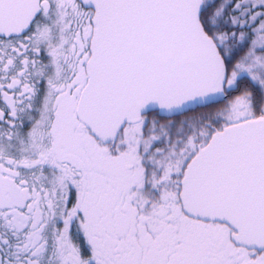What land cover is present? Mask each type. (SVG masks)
Masks as SVG:
<instances>
[{
	"label": "snow or ice",
	"instance_id": "obj_1",
	"mask_svg": "<svg viewBox=\"0 0 264 264\" xmlns=\"http://www.w3.org/2000/svg\"><path fill=\"white\" fill-rule=\"evenodd\" d=\"M0 264H264V0H0Z\"/></svg>",
	"mask_w": 264,
	"mask_h": 264
}]
</instances>
